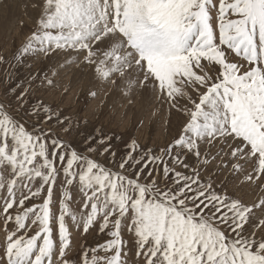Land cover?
<instances>
[{
  "label": "snow or ice",
  "instance_id": "1",
  "mask_svg": "<svg viewBox=\"0 0 264 264\" xmlns=\"http://www.w3.org/2000/svg\"><path fill=\"white\" fill-rule=\"evenodd\" d=\"M29 6L32 28L0 55V264H264V0ZM53 56L129 103L147 95L166 125L177 113L176 135L117 158L111 137L28 99L58 72L17 70ZM73 229L106 239L73 254Z\"/></svg>",
  "mask_w": 264,
  "mask_h": 264
},
{
  "label": "rangeland",
  "instance_id": "2",
  "mask_svg": "<svg viewBox=\"0 0 264 264\" xmlns=\"http://www.w3.org/2000/svg\"><path fill=\"white\" fill-rule=\"evenodd\" d=\"M28 2L29 0H0L2 12V15L0 12V20H5L3 23L0 21V55L5 58L12 56L33 26L29 17L34 18L36 12L30 6L27 9L23 7ZM21 20L24 21L23 28L20 27ZM26 63L31 64L32 67L18 69L21 78L29 71L34 74L39 72L41 75L45 72L50 73L52 70L58 72V75L53 77L54 87L45 86L34 93L30 91L28 99L32 102L42 99L53 109L59 110L61 116L71 117L74 121L81 122L80 130L83 136L111 137L112 148L117 152V158L126 150L125 145L133 139L142 147L158 148L176 135L182 123L183 118L175 112L171 114L167 125L165 121L169 118L165 111H159L158 114L153 115L158 106L147 95L133 94L132 103H129V98L121 95L119 91L109 92L107 87H102L92 78L90 71L82 70L75 65L59 68V64L63 63L59 56H53L46 62L43 57L30 58ZM6 68L8 65L0 66V81L4 79ZM3 89L4 85L0 84V92ZM92 91L97 93L95 97L89 95ZM77 146L81 150L85 147L82 138L78 139ZM99 159L104 162L102 157ZM228 190L233 195L243 198L245 202L251 200L244 188L236 189L234 184H230ZM73 232V254L79 253L82 245L91 247L106 239L95 229L85 236H81L75 229ZM125 239L130 244L131 238L127 234Z\"/></svg>",
  "mask_w": 264,
  "mask_h": 264
},
{
  "label": "bare ground",
  "instance_id": "3",
  "mask_svg": "<svg viewBox=\"0 0 264 264\" xmlns=\"http://www.w3.org/2000/svg\"><path fill=\"white\" fill-rule=\"evenodd\" d=\"M12 7H13V6H12ZM15 9H17V8H15ZM17 10H18V9H17ZM6 11H7V13H8V10H6ZM15 11H16V10H15ZM28 11H29V10H28ZM0 12H1V11H0ZM13 12H14V10H13ZM13 12H11V14H12ZM24 12H25V11H24ZM7 13H6V15H7ZM9 14H10V13H9ZM13 14H15V12H14ZM13 14H12V15H13ZM1 15H2V12H1ZM12 15H11V16H12ZM9 16H10V15H9ZM13 16H15V15H13ZM7 17H8V16H7ZM1 18H2V16H1ZM10 18H11V17H10ZM16 18H17V17H16ZM2 19H3V18H2ZM4 19H5V18H4ZM6 19H7V18H6ZM14 19H15V18H14ZM16 20H17V19H16ZM0 21H2V20H0ZM4 21H5V20H3L2 23H3ZM6 22H7V21H6ZM8 22H9V21H8ZM10 22H11V20H10ZM0 23H1V22H0ZM25 23H26V22H25ZM0 25H1V24H0ZM1 27H2V26H1ZM1 29H2V28H1ZM4 29H5V27H4ZM6 29H8V27H7ZM3 31H4V30H3ZM3 31H2V32H3ZM0 32H1V31H0ZM3 33H4V32H3ZM2 36H3V35H2ZM65 74H66V73H65ZM69 77H70V76H69ZM92 78H93V77H92ZM60 80H61V79H60ZM71 82H72V81H71ZM86 83H87V82H86ZM70 86H71V85H70ZM92 89H93V88H92Z\"/></svg>",
  "mask_w": 264,
  "mask_h": 264
}]
</instances>
